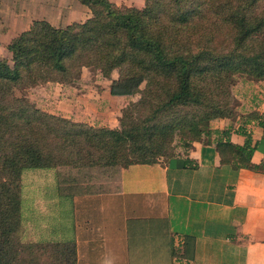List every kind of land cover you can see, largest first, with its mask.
<instances>
[{"label":"trees","instance_id":"obj_1","mask_svg":"<svg viewBox=\"0 0 264 264\" xmlns=\"http://www.w3.org/2000/svg\"><path fill=\"white\" fill-rule=\"evenodd\" d=\"M78 1L89 10L83 20L33 19L6 43L10 62L0 58V264H75L71 239L19 240L24 168H53L64 187L91 169L174 156L177 135L187 148L213 143L221 163L264 172V158L249 160L255 142L241 124V144L229 140L230 125H209L232 113L234 73L264 75V0ZM81 66L108 78L116 69L110 93L138 94L115 127L43 111L22 95L46 81L69 82ZM248 120L264 136V111L243 113Z\"/></svg>","mask_w":264,"mask_h":264},{"label":"crops","instance_id":"obj_2","mask_svg":"<svg viewBox=\"0 0 264 264\" xmlns=\"http://www.w3.org/2000/svg\"><path fill=\"white\" fill-rule=\"evenodd\" d=\"M58 2L25 0L21 13L11 6L0 14V47L6 49L33 19L62 26L89 15L78 0H62L66 9L59 17ZM86 78L80 72L69 82L46 81L30 89L48 100L42 104L47 112L115 127L130 94L110 93L108 77L101 76V86L87 85ZM237 99L234 119L210 123L217 128L230 125L229 140L235 144L244 140L238 132L241 124L255 142L249 160L257 164L264 158L262 128L238 116L252 109L263 112L264 94ZM84 174L64 187L55 178L51 191L60 227L54 232L73 241L75 264H264V172L221 163L213 143L192 141L169 158Z\"/></svg>","mask_w":264,"mask_h":264},{"label":"rangeland","instance_id":"obj_3","mask_svg":"<svg viewBox=\"0 0 264 264\" xmlns=\"http://www.w3.org/2000/svg\"><path fill=\"white\" fill-rule=\"evenodd\" d=\"M21 1L25 0H0V14H4L11 8V6L16 7V12L21 13L22 11L19 9ZM61 1L62 0H57V14L59 15V17H61L60 15L62 14V9H66V5L64 3L61 5ZM66 1L67 0H64V2ZM111 1L115 2L116 4L141 6L144 0ZM26 9L28 10L29 7L27 6ZM56 20L58 21V18H56ZM21 26L22 23L19 24V27ZM9 57V52L5 48L2 49L0 47V58H5L8 62H10ZM81 67H83L82 70ZM81 67V71L79 70L78 75L81 72V74L83 73V75L87 77V85L89 84V82H92L101 86L102 82H104L102 80L104 79L101 78L102 74L98 69L93 68L91 66ZM110 74L112 76H116V69H113ZM229 91L231 95V97L229 98V104L232 107V113L229 117V120H232L236 117L238 112L237 105L239 106L240 104V100L237 99L238 97H241L244 94H251L253 92L264 94V75L261 78L255 79L252 75H249L245 72L234 73L233 80L229 86ZM16 93L20 95L19 92ZM22 93H24L22 95H24L35 106L45 111L44 109H42V104H46L48 100H44L45 97H43V95L32 93L30 87H25ZM137 96V93L130 94L131 99H128L127 102L130 100H134ZM238 118L241 119L242 114L239 113ZM213 119L209 120L210 126H212L210 122ZM171 144L172 155L181 154L187 149V147L182 144L180 139H178L177 135L173 136ZM159 158L163 157L160 156L158 157V159ZM62 170L69 171L67 168L64 167H62ZM54 174L55 170L53 168H24L21 172L20 181L22 203L21 224L18 231V236L19 240L23 243L67 239L60 238L57 232H54V229L58 231V229L60 228L58 226L56 218L53 216L54 212L51 205V191L53 190L56 178ZM62 221H65V218H63Z\"/></svg>","mask_w":264,"mask_h":264}]
</instances>
